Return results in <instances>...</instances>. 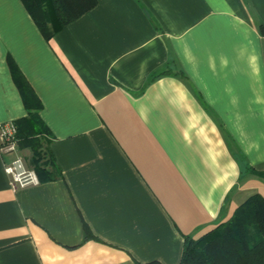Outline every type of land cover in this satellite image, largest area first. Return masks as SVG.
Segmentation results:
<instances>
[{"label":"crops","instance_id":"crops-1","mask_svg":"<svg viewBox=\"0 0 264 264\" xmlns=\"http://www.w3.org/2000/svg\"><path fill=\"white\" fill-rule=\"evenodd\" d=\"M261 22L264 0H96L46 38L0 0V123L21 130L0 264H179L264 195ZM14 154L38 183L11 186Z\"/></svg>","mask_w":264,"mask_h":264},{"label":"trees","instance_id":"trees-1","mask_svg":"<svg viewBox=\"0 0 264 264\" xmlns=\"http://www.w3.org/2000/svg\"><path fill=\"white\" fill-rule=\"evenodd\" d=\"M39 30L49 38L96 0H22ZM78 9H74L75 6ZM264 33V22L259 25ZM17 124V141L21 130ZM38 170V169H36ZM38 173V172H37ZM264 174V171L260 172ZM39 176V174H38ZM85 233L88 232L85 226ZM179 264H264V195L255 192L229 218L198 237H184ZM137 264H162L157 260Z\"/></svg>","mask_w":264,"mask_h":264},{"label":"built area","instance_id":"built-area-1","mask_svg":"<svg viewBox=\"0 0 264 264\" xmlns=\"http://www.w3.org/2000/svg\"><path fill=\"white\" fill-rule=\"evenodd\" d=\"M17 124L8 119L0 123V150L13 152L17 148ZM10 177L13 188L36 184L39 182L36 171L28 168L20 155L14 154L11 159L3 163L2 168Z\"/></svg>","mask_w":264,"mask_h":264}]
</instances>
